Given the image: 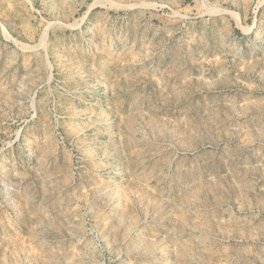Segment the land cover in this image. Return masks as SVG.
Instances as JSON below:
<instances>
[{
	"label": "rangeland",
	"instance_id": "obj_1",
	"mask_svg": "<svg viewBox=\"0 0 264 264\" xmlns=\"http://www.w3.org/2000/svg\"><path fill=\"white\" fill-rule=\"evenodd\" d=\"M0 264H264V0H0Z\"/></svg>",
	"mask_w": 264,
	"mask_h": 264
}]
</instances>
